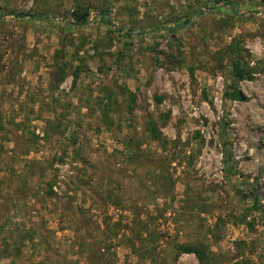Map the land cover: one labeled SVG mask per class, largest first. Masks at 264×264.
<instances>
[{"label":"rangeland","instance_id":"rangeland-1","mask_svg":"<svg viewBox=\"0 0 264 264\" xmlns=\"http://www.w3.org/2000/svg\"><path fill=\"white\" fill-rule=\"evenodd\" d=\"M0 264H264V0H0Z\"/></svg>","mask_w":264,"mask_h":264},{"label":"trees","instance_id":"trees-1","mask_svg":"<svg viewBox=\"0 0 264 264\" xmlns=\"http://www.w3.org/2000/svg\"><path fill=\"white\" fill-rule=\"evenodd\" d=\"M75 21L76 23H78L79 25L83 24L84 22L87 21L88 19V11L87 10H84L82 13H75ZM109 23L110 22V19L107 20ZM167 30H172V28L170 27H166ZM126 34L130 35L132 32L130 30H126L125 31ZM232 68H233V75L237 78H243L245 75H247L248 78H250V76L247 74V71L242 68L238 63L234 62L232 63ZM233 95L235 96H239V92L238 91H234L232 92Z\"/></svg>","mask_w":264,"mask_h":264}]
</instances>
